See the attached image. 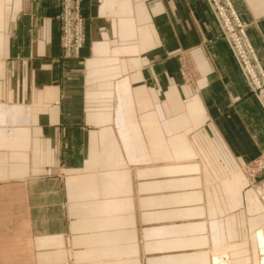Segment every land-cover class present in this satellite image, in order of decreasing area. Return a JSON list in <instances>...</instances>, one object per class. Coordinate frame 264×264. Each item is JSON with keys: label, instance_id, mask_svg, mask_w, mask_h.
Instances as JSON below:
<instances>
[{"label": "crops", "instance_id": "obj_1", "mask_svg": "<svg viewBox=\"0 0 264 264\" xmlns=\"http://www.w3.org/2000/svg\"><path fill=\"white\" fill-rule=\"evenodd\" d=\"M59 12L0 0V264H263L264 112L207 1L81 0L68 61Z\"/></svg>", "mask_w": 264, "mask_h": 264}, {"label": "built area", "instance_id": "obj_2", "mask_svg": "<svg viewBox=\"0 0 264 264\" xmlns=\"http://www.w3.org/2000/svg\"><path fill=\"white\" fill-rule=\"evenodd\" d=\"M220 28L249 92L260 103L264 111V73L256 53L248 41L246 26L239 19L230 0H206ZM81 0H60V54L66 61L79 58L85 44L84 20L80 12ZM264 169V154L252 164Z\"/></svg>", "mask_w": 264, "mask_h": 264}, {"label": "rangeland", "instance_id": "obj_3", "mask_svg": "<svg viewBox=\"0 0 264 264\" xmlns=\"http://www.w3.org/2000/svg\"><path fill=\"white\" fill-rule=\"evenodd\" d=\"M60 13V12H59ZM59 15V14H58ZM214 16V15H213ZM215 18V17H214ZM59 22V21H58ZM60 26V24H59ZM60 28V27H59ZM247 35V33H246ZM228 46V45H227ZM229 48V47H228ZM253 48V47H252ZM254 49V48H253ZM59 51H60V30H59ZM255 51V50H254ZM231 53V52H230ZM232 56V55H231ZM233 58V57H232ZM73 59H77V58H72V59H68V60H73ZM66 60V61H68ZM234 60V59H233ZM235 61V60H234ZM236 63V62H235ZM237 65V64H236ZM238 67V66H237ZM239 69V68H238ZM244 80V79H243ZM245 82V81H244ZM246 84V83H245ZM247 86V84H246ZM248 88V87H247ZM249 90V88H248ZM253 97V95H251ZM254 98V97H253ZM258 102V101H257ZM259 103V102H258ZM260 105V103H259ZM261 106V105H260ZM262 108V107H261ZM263 111V109H262ZM264 112V111H263ZM258 169H263L262 165H259L257 167ZM257 168H254L252 166L250 167H246L244 168V174L248 177V185L250 186V188H254V189H259L260 190V193L262 194V196L264 197V179H260L258 180V182L254 181L255 180V175L256 174H259V173H256V169Z\"/></svg>", "mask_w": 264, "mask_h": 264}, {"label": "bare ground", "instance_id": "obj_4", "mask_svg": "<svg viewBox=\"0 0 264 264\" xmlns=\"http://www.w3.org/2000/svg\"><path fill=\"white\" fill-rule=\"evenodd\" d=\"M263 264H264V260H263Z\"/></svg>", "mask_w": 264, "mask_h": 264}]
</instances>
